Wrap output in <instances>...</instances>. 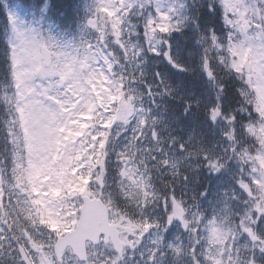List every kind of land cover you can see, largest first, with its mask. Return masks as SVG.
Here are the masks:
<instances>
[{
  "label": "snow or ice",
  "instance_id": "1",
  "mask_svg": "<svg viewBox=\"0 0 264 264\" xmlns=\"http://www.w3.org/2000/svg\"><path fill=\"white\" fill-rule=\"evenodd\" d=\"M0 264H264V0H0Z\"/></svg>",
  "mask_w": 264,
  "mask_h": 264
}]
</instances>
